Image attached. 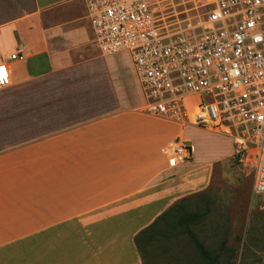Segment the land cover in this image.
<instances>
[{"label": "crops", "instance_id": "obj_1", "mask_svg": "<svg viewBox=\"0 0 264 264\" xmlns=\"http://www.w3.org/2000/svg\"><path fill=\"white\" fill-rule=\"evenodd\" d=\"M15 53L0 89V264H142L135 237L205 190L222 152L192 147L168 167L173 141L203 131L145 111L129 54L99 50L85 0H0V63Z\"/></svg>", "mask_w": 264, "mask_h": 264}, {"label": "built area", "instance_id": "obj_2", "mask_svg": "<svg viewBox=\"0 0 264 264\" xmlns=\"http://www.w3.org/2000/svg\"><path fill=\"white\" fill-rule=\"evenodd\" d=\"M176 1L85 0L94 43L129 54L148 114L229 138L252 196L264 198V0H186L202 9L194 25L169 22ZM23 59L0 63V89L11 83L8 63ZM192 158L181 138L167 149L171 169Z\"/></svg>", "mask_w": 264, "mask_h": 264}, {"label": "rangeland", "instance_id": "obj_3", "mask_svg": "<svg viewBox=\"0 0 264 264\" xmlns=\"http://www.w3.org/2000/svg\"><path fill=\"white\" fill-rule=\"evenodd\" d=\"M184 1V4L176 1L177 17L172 10L167 11L169 22L177 20L181 24L190 18L194 25L202 9L186 3L190 0ZM204 2L207 0H199V4ZM223 137L193 129L184 133V138L191 139L188 145L196 150L222 152L210 185L188 197L190 202L185 205V211L197 215L190 230L211 255L219 257L218 264H264V198L252 196L251 176L233 161L230 142ZM174 218L175 213L168 221L171 227L153 250L154 257L180 264H204L195 245Z\"/></svg>", "mask_w": 264, "mask_h": 264}, {"label": "trees", "instance_id": "obj_4", "mask_svg": "<svg viewBox=\"0 0 264 264\" xmlns=\"http://www.w3.org/2000/svg\"><path fill=\"white\" fill-rule=\"evenodd\" d=\"M189 202L190 201L188 198L183 199L181 202L174 205L171 209L157 218L152 225L141 231L135 237V246L141 257L142 264H180L178 262H171L170 260L157 258V255L154 257L153 252V250L158 247L157 244L159 240L165 237L163 233L165 234V232L169 230V227H171L169 226L168 221L172 214L174 216V213V219L178 221V227L183 228L184 234H186L191 239L203 263L218 264L219 257L216 255H211L210 252L198 242L197 238L190 230V225L195 223L197 215L194 213L189 214L185 211V205Z\"/></svg>", "mask_w": 264, "mask_h": 264}, {"label": "snow or ice", "instance_id": "obj_5", "mask_svg": "<svg viewBox=\"0 0 264 264\" xmlns=\"http://www.w3.org/2000/svg\"><path fill=\"white\" fill-rule=\"evenodd\" d=\"M3 72V70L2 69H0V73H2Z\"/></svg>", "mask_w": 264, "mask_h": 264}]
</instances>
